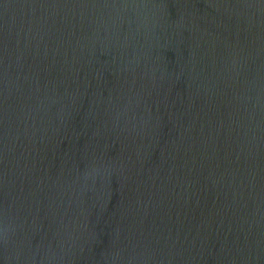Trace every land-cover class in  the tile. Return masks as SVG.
<instances>
[{"label":"water","instance_id":"water-1","mask_svg":"<svg viewBox=\"0 0 264 264\" xmlns=\"http://www.w3.org/2000/svg\"><path fill=\"white\" fill-rule=\"evenodd\" d=\"M0 264H264V0H0Z\"/></svg>","mask_w":264,"mask_h":264}]
</instances>
